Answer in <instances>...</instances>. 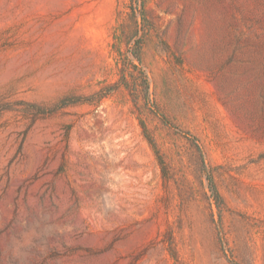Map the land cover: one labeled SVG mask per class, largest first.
Listing matches in <instances>:
<instances>
[{
    "label": "rangeland",
    "instance_id": "374dc122",
    "mask_svg": "<svg viewBox=\"0 0 264 264\" xmlns=\"http://www.w3.org/2000/svg\"><path fill=\"white\" fill-rule=\"evenodd\" d=\"M0 264H264V0H0Z\"/></svg>",
    "mask_w": 264,
    "mask_h": 264
}]
</instances>
